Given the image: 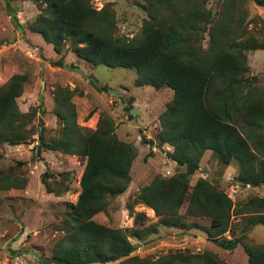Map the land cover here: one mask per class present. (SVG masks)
<instances>
[{"label": "trees", "instance_id": "trees-1", "mask_svg": "<svg viewBox=\"0 0 264 264\" xmlns=\"http://www.w3.org/2000/svg\"><path fill=\"white\" fill-rule=\"evenodd\" d=\"M26 1L38 10L26 29L38 34L55 52L70 39V51L78 59L91 65L133 69L135 86L168 87L172 91L158 115L155 142H146L150 148L168 144L171 151L166 156L183 171L152 177L138 190L129 208L133 203L143 204L160 217L158 224L162 226L200 228L221 249L232 250L239 244L246 264H264V244L245 240L251 226H264V197L251 196L239 205L204 178L189 183L202 154L210 150L222 164L233 159L237 162L235 181L241 186L264 185V136L253 132L264 121V105L252 101L249 80L243 76L248 69L244 52L264 49V43L245 36L247 32L240 28L243 0H221L215 12L205 6L207 0H142L146 16L139 33L131 37L114 36V10L109 1L98 9L89 0ZM252 1L264 7V0ZM4 5L14 27L21 30L16 8L8 0ZM204 36L205 48L201 43ZM49 64L63 65L60 58ZM24 80V75L12 74L0 85V143L16 145L27 138L22 122L26 113L20 112L15 102ZM89 81L94 85L92 78ZM95 88L106 90L105 86ZM71 94L72 90L60 86L53 93L60 135L43 143L40 130L37 133L44 148L85 158L79 192L75 202L62 212L65 226L59 229L64 234L55 242L51 257L60 260L59 264L116 260L115 264H226L208 250L171 251L156 258L131 255L135 244L128 235L137 241L156 231L154 224L139 226L145 215L142 212L134 213L133 228H110L90 219L127 187L135 150L116 137L112 120L105 113L100 114L93 129L78 126ZM240 129L247 130L242 133ZM45 177L52 176L43 172L39 177L46 193L58 196L67 190L62 180L52 178L51 186ZM25 184V178L0 170V190L20 189ZM183 204L184 215L204 217L207 225L181 220L178 209ZM236 213L242 214L240 234L226 238L224 234L233 229L231 215Z\"/></svg>", "mask_w": 264, "mask_h": 264}, {"label": "rangeland", "instance_id": "rangeland-1", "mask_svg": "<svg viewBox=\"0 0 264 264\" xmlns=\"http://www.w3.org/2000/svg\"><path fill=\"white\" fill-rule=\"evenodd\" d=\"M108 1L114 10V36L131 37L139 33L146 16L141 5L143 1L89 0L96 9ZM220 1L207 0L205 6L215 12ZM8 2L18 10L15 16L22 28L19 30L14 27L4 0H0V85L6 83L12 74L25 76L21 93L15 102L18 110L26 113L22 122L27 138L24 143L16 145L0 143V170L25 178L26 184L20 189L0 190V264H40L42 258L51 257L55 251V242L64 234L59 229L65 226L62 212L69 208L68 204L75 202L79 192L78 180L85 158L48 150L39 145L37 139L39 130L43 143L60 135L61 125L53 112V93L57 86L72 90L70 101L78 126L93 129L100 114L105 113L112 120L116 137L130 143L135 150L127 187L109 199L106 208L90 219L110 228H133L134 213L145 214L140 218L139 226L154 224L156 231L137 241L128 235V240L135 244L131 255L141 258H156L171 251L197 253L204 250L216 252L219 258L224 257L226 251L214 246L200 228L162 226L158 224L160 217L155 216L149 207L133 203L132 208H129L138 190L152 177L170 176L183 171L181 166L166 156V152L171 151L168 144L150 148L146 142L148 139L155 142L154 136L159 128L158 115L170 100L171 89L135 86L136 74L130 68H110L86 63L70 51V39H65L60 51L55 52L38 34L26 29V23L38 12L35 5L30 1ZM239 16H243L240 28L247 32L245 36L250 35L257 42L264 43V7L254 4L252 0H243ZM27 31L30 35H27ZM201 43L205 48L207 36H204ZM244 53L248 69L243 76L249 80L247 84L251 90V99L264 105V49ZM58 58L62 64L78 66L94 80V85L75 72L49 64V61ZM95 86H105L107 91H98ZM131 108L136 110L133 115H130ZM244 130L240 129L242 133ZM253 132L264 136V121ZM236 171L237 162L234 159L228 164H222L210 150H206L199 160L198 168L190 175L189 183L204 178L226 195L231 194L233 200L228 197L233 202H243L255 196L259 187H255L254 191L238 184L235 186ZM43 172L52 176L45 177L51 186L52 178L62 180L67 190L58 196L46 193L39 179ZM184 210L185 204L178 209L184 222L196 221L200 226L207 225L206 218L186 216ZM257 228L264 232L263 226L257 225ZM63 244L67 242L63 240ZM16 250L19 252L12 253ZM117 261L90 264H115Z\"/></svg>", "mask_w": 264, "mask_h": 264}, {"label": "crops", "instance_id": "crops-1", "mask_svg": "<svg viewBox=\"0 0 264 264\" xmlns=\"http://www.w3.org/2000/svg\"><path fill=\"white\" fill-rule=\"evenodd\" d=\"M21 1L24 2L26 0H21ZM17 11L18 10H16V12ZM26 33H27V35H30L28 31ZM170 161H172V160H170ZM237 184L238 183L236 182L235 186ZM238 185H240V184H238ZM244 186L246 188H250V189H253V190H254L255 187H259L258 190L255 192L256 193L255 196L264 197V185L254 186V187L253 186H249V185H244ZM11 189H16V188H11ZM227 196H230V198L233 200V197H232L231 194L230 195L228 194ZM237 201H239V200H237ZM243 202H238V204L240 205ZM241 217H242V214H240V213H236V214L231 215L230 222L232 224L233 229H232L231 233H227L226 232L224 234V236L226 238L237 237L240 234V224H239V222H240ZM257 225H261V224H254L253 226H251L246 231L245 240L247 242H250V243H253V244H264V232L262 230H260L259 228H257ZM261 226H263V225H261ZM214 246H216V245H214ZM222 251H226V253H225L224 257H220V258L226 264H246V261H247L246 254L243 252V250H242V248H241V246L239 244H237L232 250H225L224 249ZM217 255L219 257V254H217Z\"/></svg>", "mask_w": 264, "mask_h": 264}, {"label": "water", "instance_id": "water-1", "mask_svg": "<svg viewBox=\"0 0 264 264\" xmlns=\"http://www.w3.org/2000/svg\"><path fill=\"white\" fill-rule=\"evenodd\" d=\"M62 68L64 70H67V71H70V72H75L79 76H81L82 78H86V79H90L91 78L90 76L84 74L83 71L78 66H72V65L63 64ZM135 113H136V110L134 108H131L130 109V115H133ZM51 263L59 264L60 260H58L56 258L48 257V258H42L41 261H40V264H51Z\"/></svg>", "mask_w": 264, "mask_h": 264}]
</instances>
